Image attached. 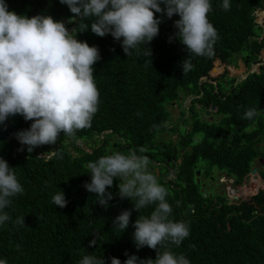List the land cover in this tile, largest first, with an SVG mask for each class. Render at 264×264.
<instances>
[{
  "label": "trees",
  "instance_id": "16d2710c",
  "mask_svg": "<svg viewBox=\"0 0 264 264\" xmlns=\"http://www.w3.org/2000/svg\"><path fill=\"white\" fill-rule=\"evenodd\" d=\"M71 18L73 37L42 29ZM263 50L264 0H0V90L17 94L0 102V264H264V192L200 191L218 169L255 194ZM239 54L261 71L212 80ZM181 94L192 130L155 142ZM187 147L167 194L118 182L131 157Z\"/></svg>",
  "mask_w": 264,
  "mask_h": 264
},
{
  "label": "rangeland",
  "instance_id": "374dc122",
  "mask_svg": "<svg viewBox=\"0 0 264 264\" xmlns=\"http://www.w3.org/2000/svg\"><path fill=\"white\" fill-rule=\"evenodd\" d=\"M262 20H263L262 18H259V21H262ZM67 26H68L67 28L65 26L64 27L67 29V32L71 33L74 30V27H71L70 24H68ZM50 30L59 32V30H62V26L58 25L55 29L50 28ZM246 60H248V59L245 58L244 54H239L236 56V58L232 64L224 65L222 63L221 66L217 69L218 70L217 73H214V70L211 72V77L213 78L212 80H216V78L226 76L229 80L231 79L230 83L233 80L237 83L240 80H243L246 76H248V74L251 71L260 72L261 68L259 67V65L257 63L251 64L249 67L248 65H246ZM261 60L264 63V50L261 54ZM211 83H213V82H211ZM16 97H17V94H16V90H14V89H6L5 88V89L0 90V102L1 103L3 102L4 104H7V103H9V101L11 99H14ZM184 102H185V105L187 104L188 106H190V105H192V98L189 99L188 101H184ZM178 106H179V103L177 101H174V102H172V104H169L167 106V108L169 109V111H172L174 113V115L173 114L171 115L172 117H174L173 120L180 122L182 112L179 110L175 111V108ZM199 108H201V106H199ZM183 111H184V109H183ZM208 112H210V111H208ZM206 114H207V112H206ZM202 117L208 121H215V120H218L220 118V117L218 118L217 116H212L211 114H209L207 116L203 115ZM190 118L191 117H189V114H187V117L184 118V120L182 119L183 121L181 122V125L184 127H186V126L190 127V131H191L192 126L189 123ZM175 121H173V122L175 123ZM163 139H164L163 143L169 142L170 140H175L177 144L179 143V137H177V135H175V134L169 135L168 138H166V137L163 138V135L160 133L155 134V137H154L155 142L162 141ZM112 143H114L113 139H112ZM185 152H187V150L184 149L182 154H185ZM44 155H46V154H44ZM162 157H165V155ZM159 160L161 162H164V165H163V163H161V165H159L160 167L157 165H154V163H153V165H150V166L148 165L149 167L147 169V173L148 172L149 173L155 172V174L148 175L146 173V168H143V169L140 168L143 165L144 160L141 161L140 163H138V165H135V167H132L130 169L131 171L127 170V171L122 172V174L120 176L121 181H122V183L125 184V186L127 188L130 189V193H138L141 191H146L147 193H150L149 190L151 189L152 193H156V192L162 193L163 191H165L164 194H167L168 184L166 183V179L169 176V169H168L169 161H168V159H165V158L159 159ZM181 162H182V159L180 158L179 163H181ZM157 167H159V168H157ZM212 172L213 173H212L211 177L208 179V181H206L205 184L202 185L201 190H200L204 194V196H206V194L209 193L210 195H208V196L211 199L218 196L219 194H216L215 190H212L211 192H209V190H206L204 185H207V186L214 185L213 182H215V181H217V179L221 178L222 180L227 179V183L225 184V186H226L225 189H228L227 193H229V189L233 186L232 177L230 178V177L225 176V175H227L225 172L220 173L218 169H213ZM171 174H172V172L170 171V175ZM175 174H177V180H178V178L180 177L179 172H177ZM197 175L200 176L201 172H198ZM167 180L169 181L171 179H167ZM172 180L174 182L177 181L174 179V177ZM121 181H120V178H118V182L121 183ZM169 183H171V182H169ZM243 184H248V182H243Z\"/></svg>",
  "mask_w": 264,
  "mask_h": 264
},
{
  "label": "clouds",
  "instance_id": "9594fccd",
  "mask_svg": "<svg viewBox=\"0 0 264 264\" xmlns=\"http://www.w3.org/2000/svg\"><path fill=\"white\" fill-rule=\"evenodd\" d=\"M71 19H73V18H71ZM78 20V18H76V21ZM75 21V22H76ZM75 22H68V19L67 20H65V21H63V22H61V23H58V24H51V25H43V27H42V29L43 30H45V32H47V31H52V30H50V28H52V29H55L58 25H60V26H62V30H59V32H62L63 34H66L68 37H73L72 36V32L75 30V28H76V26H73L74 27V30L70 33V32H67V25L68 24H70V23H75ZM62 23H63V25H62ZM66 28H65V27ZM66 29V30H65ZM225 64L227 65L228 63L227 62H225ZM246 65H248L249 67H250V65H251V62L249 61V59L248 60H246ZM259 65V67L261 68V64L259 63L258 64ZM260 71H261V69H260ZM253 73H259V72H253V71H251L249 74H248V76H246L243 80H240L239 82H237V83H233V81H231V83H233V85L235 86V87H237L239 84H241L243 81H245V80H248L249 79V77L251 76V74H253ZM183 98V97H182ZM189 99H191V98H189ZM188 99V100H189ZM187 100V101H188ZM208 115V114H207ZM184 128H186V127H184ZM189 129V131H190V127L188 128ZM163 135V138L164 137H166V135H165V133L164 134H162ZM166 138H168V137H166ZM164 141V139L162 140V141H160V142H163ZM171 141H174L175 143H176V141L175 140H170L169 142H171ZM164 143H167V142H164ZM177 145V143L175 144V146ZM264 145V144H263ZM183 148H180V150H178V151H181ZM157 154H163V155H167L166 153L164 154V153H157ZM168 159H171V158H169V156L167 155L166 156ZM144 159H150V162H146V161H144V163H143V165L140 167V168H146V173H147V169H148V167L150 166V165H153V163H154V165H157V166H159V165H161V161L160 160H156V161H151L152 160V157H150L148 154H144V155H142L141 157H131L130 158V163H128V165H127V167H125V168H122L121 170H120V173H119V178H120V181H121V174H122V172L123 171H127V170H129V171H131L130 169L132 168V167H135V165H137V162L139 161V162H141L142 160H144ZM172 160V159H171ZM172 162H173V166H171V163H169V167H168V169H169V174H170V171L173 173V174H175L176 173V171H177V169H175L174 168V166H175V163H176V165H177V163H179V160L178 161H174V160H172ZM149 165V166H148ZM259 165V166H258ZM147 166V167H146ZM160 167V166H159ZM159 167H157V168H159ZM156 168V169H157ZM175 172V173H174ZM255 172H257V174L255 175L254 173ZM264 155H262V156H260L256 161H255V166H254V168H253V171H252V176L251 177H249L248 178V180H245V182H248V184H244V186H243V188L245 189V190H249L250 191V189H251V187L255 190V194L250 198L249 196H246V194H243V192H241L240 190H239V194L237 193V188H235L234 186H232L230 189H229V193H227V196L233 201V202H235V203H242V202H244V201H248L249 199H253L255 196H258L261 192H264ZM261 173H263V174H261ZM148 175H151V174H155V172L154 173H147ZM225 176H229L230 177V175H225ZM231 178V177H230ZM167 179H171V180H167ZM167 179H166V183H169V182H174L172 179H173V177H171L170 175L167 177ZM232 180L234 181V184H235V180L232 178ZM122 182V181H121ZM125 185V184H124ZM126 187V186H125ZM127 188V187H126ZM129 189V188H128ZM130 190V189H129ZM224 192V191H223ZM225 193V192H224ZM130 194V193H129ZM226 194V193H225Z\"/></svg>",
  "mask_w": 264,
  "mask_h": 264
},
{
  "label": "flooded vegetation",
  "instance_id": "af4514ba",
  "mask_svg": "<svg viewBox=\"0 0 264 264\" xmlns=\"http://www.w3.org/2000/svg\"><path fill=\"white\" fill-rule=\"evenodd\" d=\"M231 84H233V83H231ZM181 96V100L178 102L179 103V106L178 107H176L175 108V111L176 110H179V111H181L182 113H181V121L180 122H177V121H175V120H173V121H175V123H173V124H171V127H170V129L171 130H173V129H175L176 127H178V129L176 130V132L175 133H170V132H166L165 133V135H166V137H168L169 135H173V134H175V135H177V137H179L180 139L182 138V128H184V126H182L181 125V122L184 120V118H186L187 117V114H189L190 115V108H191V106H188L187 104L185 105V102L183 101L182 102V100H185V97H183V95L181 94L180 95ZM183 97V98H182ZM193 98H195V97H193ZM182 102V103H181ZM183 109H184V111H183ZM172 114L174 115V113L172 112ZM207 115V114H206ZM173 119H174V117H173ZM183 119V120H182ZM184 125V124H183ZM175 127V128H174ZM188 126H186V131L188 130ZM187 150V152H190V151H192V147H187V148H183L181 151H179L180 153H181V159H182V162L181 163H179V166H181V165H183V162H184V160H185V157H186V154H187V152H185V154H182L183 153V150ZM179 158V159H180ZM168 161H169V163H171V166H173V162H172V160L171 159H168ZM161 163H163V165H164V162H161ZM178 172V170L176 171V173ZM264 173V172H263ZM170 175V174H169ZM170 176H172V177H174V179L175 180H177V174H171ZM200 177V176H199ZM229 177V176H228ZM221 178H219V181H218V183H216L215 184V192H216V194H219V195H222L223 194V191L226 193V195H227V192H228V189H225L226 188V186H225V184L227 183V179L225 180H222ZM208 181V180H207ZM234 182V181H233ZM232 182V184H233V186H235V184Z\"/></svg>",
  "mask_w": 264,
  "mask_h": 264
},
{
  "label": "water",
  "instance_id": "95a60500",
  "mask_svg": "<svg viewBox=\"0 0 264 264\" xmlns=\"http://www.w3.org/2000/svg\"><path fill=\"white\" fill-rule=\"evenodd\" d=\"M76 21V18H73V19H68V22H75ZM63 25V23H62ZM246 79V78H245ZM207 114L209 115L210 112H207ZM255 175L257 174V172L254 173Z\"/></svg>",
  "mask_w": 264,
  "mask_h": 264
},
{
  "label": "bare ground",
  "instance_id": "6f19581e",
  "mask_svg": "<svg viewBox=\"0 0 264 264\" xmlns=\"http://www.w3.org/2000/svg\"><path fill=\"white\" fill-rule=\"evenodd\" d=\"M217 71H218L217 69L214 70V72H217Z\"/></svg>",
  "mask_w": 264,
  "mask_h": 264
}]
</instances>
